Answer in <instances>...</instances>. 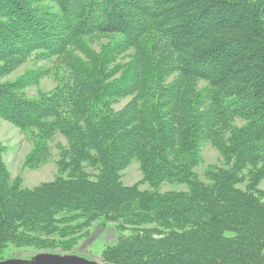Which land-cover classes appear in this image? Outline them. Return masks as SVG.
Instances as JSON below:
<instances>
[{"label": "trees", "instance_id": "trees-1", "mask_svg": "<svg viewBox=\"0 0 264 264\" xmlns=\"http://www.w3.org/2000/svg\"><path fill=\"white\" fill-rule=\"evenodd\" d=\"M34 53L70 76L30 98L48 71L1 79ZM0 118L36 129L26 167L67 141L32 188L0 144V260L10 244L67 252L100 221L122 232L101 261L264 264V0H0ZM207 141L222 164L201 176ZM133 160L149 190L124 183Z\"/></svg>", "mask_w": 264, "mask_h": 264}, {"label": "rangeland", "instance_id": "rangeland-1", "mask_svg": "<svg viewBox=\"0 0 264 264\" xmlns=\"http://www.w3.org/2000/svg\"><path fill=\"white\" fill-rule=\"evenodd\" d=\"M112 41L111 36H93L88 40L92 49L100 52L103 46H107ZM81 54L80 52H77ZM28 71L41 72L48 71L46 75L41 76L37 83L26 87L22 92L27 97H37L43 93H48L54 90L60 85L63 80L69 78L70 73L61 62H58L56 58L44 59L39 56L38 53L32 54L23 64L16 68L13 72L6 75L1 79L3 82L14 81L21 77ZM200 86H205V82H201ZM129 98H125L116 104V108H122ZM241 124V121H238ZM35 131L22 130L9 121L0 118V144L5 147L3 154L4 163L10 172L11 176L17 177L20 175L23 179V185L28 188L35 187L43 182H48L54 179L57 173L56 161L58 159L57 144H66L65 137L57 135L51 140L50 145L52 147V156L46 163L41 164L38 167H26L25 161L34 146ZM203 162L198 166L197 171L202 176L207 167L211 164H222V158L219 150L210 142H205L202 149ZM123 181L126 185H134L140 183L142 179V171L140 164L137 160H133L132 163L122 171ZM244 187V185H240ZM260 188H264V179L260 183ZM140 189L149 190L148 183H140ZM161 192L169 190H187V185L165 182L159 189ZM64 212H62L63 214ZM89 234L86 236H79L77 243L70 250L63 251L62 249L53 250L57 253H70L76 254L81 257L93 261L102 260V251L108 245H114L117 243L120 232L113 222H108L103 225L100 221L94 222L89 228H87ZM126 230L124 234H129ZM41 252L35 247H17L10 244L4 251L2 259L8 258H29L34 254Z\"/></svg>", "mask_w": 264, "mask_h": 264}, {"label": "water", "instance_id": "water-1", "mask_svg": "<svg viewBox=\"0 0 264 264\" xmlns=\"http://www.w3.org/2000/svg\"><path fill=\"white\" fill-rule=\"evenodd\" d=\"M0 264H117L109 261H93L70 253L41 251L29 258H8L0 260Z\"/></svg>", "mask_w": 264, "mask_h": 264}]
</instances>
